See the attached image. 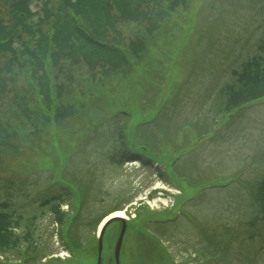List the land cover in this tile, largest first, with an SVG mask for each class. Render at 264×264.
Returning a JSON list of instances; mask_svg holds the SVG:
<instances>
[{
	"label": "rangeland",
	"instance_id": "obj_1",
	"mask_svg": "<svg viewBox=\"0 0 264 264\" xmlns=\"http://www.w3.org/2000/svg\"><path fill=\"white\" fill-rule=\"evenodd\" d=\"M189 18L172 42L167 28L148 41L153 64L167 63L158 80L169 93L163 112L145 103L136 76L110 80L103 67L90 77L83 70L82 102L92 92L95 101L87 116L83 111L62 126V148L25 149L0 164V202L10 200V213L20 217L18 234L35 229L37 258L46 260L30 264H96L94 222L116 209L126 215L120 264H264V225L248 222L256 212H246L245 193V182L255 183L263 167L264 98L222 111L230 71L256 50V41L245 48L246 30L264 22V0H194ZM164 77L173 81L166 88ZM92 78L102 87L94 89ZM122 102L158 115L145 126L134 110L113 116V104ZM120 152L139 160L111 162ZM78 193L83 203L68 233L73 244L40 201L65 195L61 209L70 213ZM119 231L118 221L106 229L101 264L114 258ZM20 258L0 255L9 264H24Z\"/></svg>",
	"mask_w": 264,
	"mask_h": 264
},
{
	"label": "trees",
	"instance_id": "obj_2",
	"mask_svg": "<svg viewBox=\"0 0 264 264\" xmlns=\"http://www.w3.org/2000/svg\"><path fill=\"white\" fill-rule=\"evenodd\" d=\"M38 3L40 7L36 6ZM193 3L194 0H0V164L19 156L25 149L38 154L44 149L62 148V126L77 121L83 111H86L83 117L87 116L95 101L92 92L89 101L82 102L84 94L80 86L88 80L80 77L83 70L89 71L90 77L94 68L103 67L110 80H129L136 76L145 103L157 107L156 113L163 112L169 93L161 92L162 84L158 80L165 72L161 67L167 63L160 67L153 64L148 41L166 28L171 42L178 33H184L185 24L183 28L182 25L184 19L190 21ZM263 23L246 30L250 37L245 40V48L256 41V50L230 71L231 80L229 75V81L222 88L223 112L264 98ZM74 81L78 83L75 85ZM164 81L163 88L173 83L169 77H164ZM92 82L94 89L102 87L94 78ZM120 85L116 82L112 86L119 88ZM158 90L160 93L155 96ZM113 105V116H129L128 111L140 115L141 124L135 123L133 131L139 125L153 122L158 115L149 116L148 110L145 114L142 104ZM123 125L117 127L126 128ZM61 154L64 156L65 152ZM124 154L111 156V162L123 166L139 160L134 154ZM245 186L247 199L251 201V208L246 212L250 209L256 212L248 222L254 226L256 220H261L264 225V160L259 179L255 183L245 182ZM64 196L43 199L40 206L49 209L60 226V236L63 232L70 239L68 233L79 216L77 212L83 199L78 193L74 206L70 205L74 211L68 213L61 209ZM121 210L98 217L95 226L109 214ZM10 212H15L10 200L0 202V255L15 253L23 263H35L37 248L31 235L35 229L18 234L21 219ZM94 241L98 248V237ZM113 262L114 258L109 257L106 264Z\"/></svg>",
	"mask_w": 264,
	"mask_h": 264
},
{
	"label": "water",
	"instance_id": "obj_3",
	"mask_svg": "<svg viewBox=\"0 0 264 264\" xmlns=\"http://www.w3.org/2000/svg\"><path fill=\"white\" fill-rule=\"evenodd\" d=\"M114 221H120L121 222V229H120L118 239L116 242V246L114 249L115 264H120L119 252H120L123 236H124L125 229H126V219L123 216H118V215H113V216L110 215V216L106 217L105 219L102 220V222L100 223V225L98 227V231H97V237H98L97 264H101V252H102V247H103V244H102L103 234H104L107 226L109 224L113 223Z\"/></svg>",
	"mask_w": 264,
	"mask_h": 264
},
{
	"label": "flooded vegetation",
	"instance_id": "obj_4",
	"mask_svg": "<svg viewBox=\"0 0 264 264\" xmlns=\"http://www.w3.org/2000/svg\"><path fill=\"white\" fill-rule=\"evenodd\" d=\"M2 260H4V258H3ZM41 261H46V260H45V257H39V258H36V262H35V263H37V262H41ZM1 262H3V261H0V264H9V263H5V262H3V263H1ZM29 262H31V261H27L26 263L30 264ZM24 264H25V263H24Z\"/></svg>",
	"mask_w": 264,
	"mask_h": 264
},
{
	"label": "bare ground",
	"instance_id": "obj_5",
	"mask_svg": "<svg viewBox=\"0 0 264 264\" xmlns=\"http://www.w3.org/2000/svg\"><path fill=\"white\" fill-rule=\"evenodd\" d=\"M111 215H112V216H113V215H118V216L126 217L125 212H123V211H118V212H115V213H113V214H111Z\"/></svg>",
	"mask_w": 264,
	"mask_h": 264
}]
</instances>
